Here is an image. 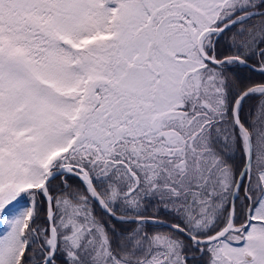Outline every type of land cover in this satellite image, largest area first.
Returning a JSON list of instances; mask_svg holds the SVG:
<instances>
[{
  "label": "snow or ice",
  "instance_id": "6c2138e0",
  "mask_svg": "<svg viewBox=\"0 0 264 264\" xmlns=\"http://www.w3.org/2000/svg\"><path fill=\"white\" fill-rule=\"evenodd\" d=\"M0 264H264V0H0Z\"/></svg>",
  "mask_w": 264,
  "mask_h": 264
},
{
  "label": "trees",
  "instance_id": "16d2710c",
  "mask_svg": "<svg viewBox=\"0 0 264 264\" xmlns=\"http://www.w3.org/2000/svg\"><path fill=\"white\" fill-rule=\"evenodd\" d=\"M245 75H250L249 73H244ZM251 75H254V78L255 79H261V77L258 75V74H251ZM256 103V101L255 100H252V101H249V104L250 105H254Z\"/></svg>",
  "mask_w": 264,
  "mask_h": 264
}]
</instances>
